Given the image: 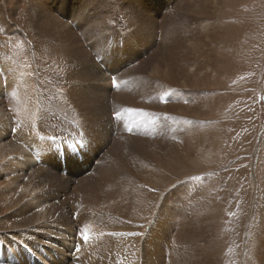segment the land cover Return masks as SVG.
<instances>
[{
	"label": "bare ground",
	"instance_id": "1",
	"mask_svg": "<svg viewBox=\"0 0 264 264\" xmlns=\"http://www.w3.org/2000/svg\"><path fill=\"white\" fill-rule=\"evenodd\" d=\"M252 2L225 32L224 0H0V264H222L213 212L226 245L253 191L231 194L221 173L188 196V177L225 157V120L210 119L222 56L246 69L238 9L260 76L264 9ZM254 224L252 264H264V213Z\"/></svg>",
	"mask_w": 264,
	"mask_h": 264
},
{
	"label": "rangeland",
	"instance_id": "2",
	"mask_svg": "<svg viewBox=\"0 0 264 264\" xmlns=\"http://www.w3.org/2000/svg\"><path fill=\"white\" fill-rule=\"evenodd\" d=\"M238 1L239 0H224V3H226L227 6L223 7L222 16L224 22L226 21V23H228V26L225 28V32L234 30L233 28L235 27V24L234 22H231V11L233 7H237ZM252 1V6L256 7L257 11L262 8L264 9V2H261L260 0ZM253 11L254 10H252V12ZM238 12L241 13L238 16L242 17L243 26L245 29L244 34L249 35L251 39L245 43V46H237L238 49L246 54V56L243 58L246 69L241 75L232 74L227 64V58L229 55L222 56V62L221 65H219V67L222 69L219 80V86L221 89L218 92L214 93L217 94L215 95V98H222L224 96L222 115L216 116L213 114L210 119L213 122H219L222 118H224L225 120L223 124L218 123L221 125L223 132L226 133L225 136L228 140H224L222 142V145H225V157L217 165L213 164L211 166H208V168L206 169L197 168L191 171L190 174L193 175H190L188 177V180L191 184V187L187 194L188 196H192V193L197 192L195 183H199V179L201 181V177L215 176L216 174L221 173H226L223 174L224 178H226V181L223 182L225 189L226 186L232 188L228 186L231 183L238 185L234 190H232L231 194H233L234 192L242 191V188L244 186L246 187V185H248V187H250V189L253 191L252 196L249 197L250 199L248 200L249 206L246 208L242 216L238 238L234 236L231 226L227 225L226 245L224 243L223 237L220 235V232L218 230L220 220L216 217H218L217 214L219 213L220 209L217 208L216 212H213L215 218V234L212 240V244L215 247L216 254L220 255V263L222 264H252V262H254L252 260V252L254 251L256 245L254 239L256 237L255 235L258 228L257 225L254 224V222L258 219L259 213H264V209L261 210L262 205H264L262 202L263 190L261 183L264 181H262V178H260L261 174L259 173L261 171V167L264 166V155L260 151V149L262 148L261 145H258L260 136L264 138V112L262 111L264 106V61H262V67L259 66V69L261 70L260 76L258 75L260 78H258V80H261L259 82L256 79V75H254L252 68H249V65L252 64L251 48L253 43H251V41L253 40V37L249 31V28H246L248 25V23L246 22L248 13H246L242 9H238ZM259 20H261V22L263 21L264 25V17L260 18ZM228 42H230V40ZM254 65H257V61H255ZM249 75L252 77H249ZM245 77L247 78V81L241 80V78ZM226 89H228V91H226ZM231 90H235L236 92ZM229 91L231 92L229 93ZM258 110H261V112L263 113H261V116L259 115ZM81 158H85L88 165L92 163L94 159V157L92 156ZM75 159L70 161L67 166L62 167L64 173H72L70 167L72 166V163ZM258 168L259 171L257 170ZM233 170L244 175V178H240V182L239 179L236 178V175L232 174ZM254 170L258 171L257 173H259L257 174L256 179H252L254 178ZM231 175L232 178L230 177ZM217 194L218 196L215 195L216 199L213 198L215 201L218 202L220 198L221 200L224 199V196L220 192H218ZM252 207L253 212L251 213ZM232 216L233 215H229L228 217ZM49 262H51L52 264H62L68 262V260L67 258L60 256L54 263L52 261ZM46 264L50 263L47 262Z\"/></svg>",
	"mask_w": 264,
	"mask_h": 264
},
{
	"label": "snow or ice",
	"instance_id": "3",
	"mask_svg": "<svg viewBox=\"0 0 264 264\" xmlns=\"http://www.w3.org/2000/svg\"><path fill=\"white\" fill-rule=\"evenodd\" d=\"M112 82H113V84H115V83H116V81H115V79H114V78H113V81H112ZM87 239H88V237H87V235H85V236H84V240H87Z\"/></svg>",
	"mask_w": 264,
	"mask_h": 264
}]
</instances>
